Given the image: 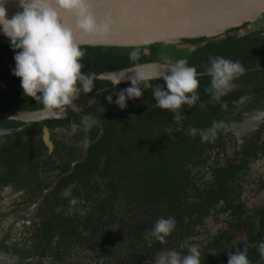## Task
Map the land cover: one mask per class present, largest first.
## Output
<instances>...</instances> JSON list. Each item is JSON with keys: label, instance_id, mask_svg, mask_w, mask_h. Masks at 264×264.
<instances>
[{"label": "flooded vegetation", "instance_id": "flooded-vegetation-1", "mask_svg": "<svg viewBox=\"0 0 264 264\" xmlns=\"http://www.w3.org/2000/svg\"><path fill=\"white\" fill-rule=\"evenodd\" d=\"M217 42H220V45H215ZM189 45H194L195 51L186 49V56H180L183 50L178 49V55L175 54L170 59L184 58L190 66L202 71L209 56H223L239 61L246 69L244 75L247 79L235 80V86L222 98L228 108L218 121H223L225 127L218 131L215 140L201 142L198 135L194 137V143L198 145L191 153L186 181L184 183L185 177L181 175L182 182L177 184L174 202L168 204L164 201L149 202L141 199L140 189L131 186L129 197L126 198L123 192L126 184L110 171L98 175L97 173L103 172L101 167L90 170L91 174L93 173L90 180L89 174H84L86 185H82L83 180L79 184H64L62 179L70 176L77 165L88 160V144L104 140L105 135L107 141L108 133L124 127L126 122L132 124L133 120L138 119L137 129L145 133L152 129L156 133H164L173 130V125H195L197 118L194 117L200 115L199 105L196 104L191 109L186 105L182 106L181 111L185 118L173 121L171 113L154 106L151 88L145 89L146 99H137L138 102L136 99L127 100L123 110L115 105V95L113 103H107L104 97L110 94L109 92L130 86L129 83L121 82L113 89L110 85L113 77L109 75L133 67V63L122 57L125 55L119 51L100 49L97 53L83 47L85 55L81 61L82 71L85 74L95 73L97 78L93 91L88 94L81 93L73 101L75 110L69 107L63 114L45 110L39 102L25 97L20 89V81L9 75L0 76V131H4V135L0 136V143L10 140L17 154L11 159V169H14L12 172L8 171L10 168L0 167V220L5 212L7 215L3 224L22 226L20 235L24 236L28 249L36 250L42 255L36 263L54 264L48 259V255L53 256L56 245L60 242L61 227L51 229L52 226L49 228V225H64L66 232L67 226L71 225H77L79 229V237L71 236L69 258L62 264H74L78 254L82 264H155L161 251L176 250L183 255L186 248L182 245H198L195 239L206 222L210 218L216 219L218 215L225 216L224 226L212 236V241L206 248H199L201 264L206 257L211 258L221 250L216 237L222 233H230L231 229V245L252 248L256 244L254 239L258 234H261L264 241V230L261 227L262 220L264 223V206L248 214L241 200L244 185L249 180L251 164L264 161V135L255 137L257 130L264 124V87L256 89L254 86L256 81L264 79V24L255 28H235L211 39L191 40ZM152 53L154 52L150 50L148 56L140 55L138 63L151 62ZM207 85L208 77L200 76L197 89L200 96ZM204 103L213 106L208 96L205 97ZM41 111H45L47 119L32 121L27 116ZM85 116L90 121L87 128L81 123ZM235 119L240 121V128L233 132V125L230 124L231 120ZM73 124L77 125L75 132L72 131ZM196 128L201 129L198 126ZM26 131H35V134H22ZM233 133L236 136V146L241 149L235 156L228 153L232 146ZM44 134L49 145L45 142ZM242 134L246 135L241 142L239 137ZM21 140L26 141L28 146L35 147L29 152L28 158L24 156L27 155L24 152L26 147L23 148ZM38 148H41V155L34 158ZM48 160L51 162L50 168H43L41 164L44 165ZM28 166L29 170L35 173H27ZM235 166L243 168L240 172L234 170V175L239 177L237 181L231 182L229 195L233 201L230 208L225 206L222 199L212 203L211 197L216 191V186L211 187L212 183H217L219 173L230 172ZM22 174L27 175L22 177ZM259 183L261 188L264 187V179ZM176 214L180 216L176 218ZM198 215L201 220L195 222ZM168 216L175 218L176 227L163 244L157 241L159 245L152 250L146 246L144 234L157 218ZM43 225H47L49 230ZM80 225H94L99 229L91 234L81 231ZM8 231L7 229V233ZM1 239L6 241L4 237H0ZM9 240H12L15 246L16 239ZM23 246L25 250L24 243ZM81 254L87 256V263L83 262ZM254 264H260V259Z\"/></svg>", "mask_w": 264, "mask_h": 264}, {"label": "clouds", "instance_id": "clouds-1", "mask_svg": "<svg viewBox=\"0 0 264 264\" xmlns=\"http://www.w3.org/2000/svg\"><path fill=\"white\" fill-rule=\"evenodd\" d=\"M5 2L0 0V34L8 39L14 52L11 75L19 79L23 95L57 114H63L69 107L75 110L73 101L81 93H91L97 78L95 73L82 71L81 61L85 55L82 49L86 45L99 44L110 35L114 27L111 13L98 18L93 0H17L20 11L8 18ZM139 57L138 50L131 51L129 60L133 67L110 80L115 89L127 76L130 86L109 92L104 100L111 104L115 95V105L123 110L127 100L139 99L145 89L151 88L154 106L171 113L173 121L185 118L182 106L191 109L200 101L197 92L200 76L208 77V85L203 91L209 102L219 103L221 110H227L228 105L222 98L235 86L234 81L246 72L239 61L219 55L209 56L202 71L190 66L184 58L173 60L161 55V70L156 75H148L138 71L141 67ZM129 72L133 75H126ZM157 79L162 80L163 85L150 83ZM199 107L203 109L205 103L200 102ZM81 123L87 128L89 118L83 117ZM224 127L223 121L213 120L207 128L189 127L187 134L198 135L201 142H210ZM76 130L77 125L73 124L72 131ZM175 227L173 216L157 218L144 234L146 246L151 247L153 241L163 244ZM182 247L186 248L183 255L176 250L161 251L155 264H201L198 245ZM257 250L264 259V241L257 244ZM227 264H250L247 250L229 253Z\"/></svg>", "mask_w": 264, "mask_h": 264}, {"label": "trees", "instance_id": "trees-1", "mask_svg": "<svg viewBox=\"0 0 264 264\" xmlns=\"http://www.w3.org/2000/svg\"><path fill=\"white\" fill-rule=\"evenodd\" d=\"M190 42L191 40H187L184 43L186 44V46H188ZM222 42L225 44L224 41ZM215 45H220V42H217ZM100 49L105 51H113V49L87 47V50H94L97 53H99L98 51ZM194 49L195 48L192 47L190 48V51H195ZM177 50L178 49H176L175 51ZM151 51L154 53H152V59H150V61H155V57L159 55V51H157L156 47H152ZM178 52L179 50L177 51V55ZM13 55L14 52L10 48L9 41L0 39V76L9 75L19 82L18 78L11 75V70L14 67ZM122 57H126L127 59H129V56L127 55ZM238 79L246 80L247 76L242 75ZM150 83L161 84L163 83V81L153 80L150 81ZM254 86L256 89L257 87H264V79H259L258 81H256ZM144 93L145 91L142 92V95L139 99H146ZM205 97L207 98V95L205 93H201L200 101L197 102V105H199L200 102H204ZM138 100L136 99V102H138ZM231 106H233V103H231ZM224 112L225 110L222 111L218 103H213V106H209L206 104L205 107L200 110L199 116H192L194 118H197L195 121V125L188 124L185 125L186 127H177L173 125V130L164 133H156L153 129L150 130V132L145 133L144 131L137 129L139 125L138 119L133 120L132 124L129 123L130 125L126 122L125 126L122 124V126L124 127L119 128L115 132H112L113 134L108 133L107 141L105 135L104 140L101 139L99 142H96L94 144H88L87 146H90L88 160L84 164L77 165L74 168L73 173L70 176L63 178L62 180L64 184H79V182H81L82 180L84 181V174H89L88 179L90 180V175L93 174H91L90 170L95 169L97 167H101V170L103 172L97 173L98 175H102L104 171H110L116 176V178H119L124 184H126V187L123 191L126 198L129 197L131 186L133 188L135 187L136 189H140L142 193V195L140 196L141 199H146L149 202L164 201L167 204L172 203L174 202V199L177 195V184H180L182 182L181 175H183V178L185 177L184 183L186 181V177L188 175V162L190 161L189 159L191 158V153L194 152L195 147H197L198 145L194 143L195 138L187 134V129L191 126L195 128L198 126L201 129L207 128L211 125V122L213 120L218 121L223 116ZM35 131H26L22 134L34 135ZM21 144L23 148L26 147L24 149V152L27 155L24 156L28 158V154H30L29 152L31 150H34L35 147L28 146L27 142L23 140H21ZM40 149L41 148L35 150L34 158H37L41 155ZM37 151L38 153H36ZM24 152H22V157ZM14 155L17 156L16 152L13 150V146L10 140L0 143V167H5L6 169L10 168V170L8 171L12 172L14 169H11V167L13 166L11 159ZM49 164H51L50 160H48L47 163H44V165L43 163L41 165L43 168L44 166L45 168H50ZM242 168L241 166H235L231 168L230 172L219 173L217 175V183H215L214 181V183H212L211 185V187L216 186V191H214L215 195L213 194V197H211L212 203L216 202L215 200L217 199H222L224 200L225 206H228V208H230L229 206L233 201V198L230 196L231 186L232 183L234 181H237L239 177H236L234 175V170H238L240 172ZM245 168L246 166L244 163V169ZM27 170V173H35L33 172V170H29V166ZM26 175L27 174H22V177H25ZM230 183L231 185L229 187ZM82 185H86V182L84 181ZM211 187H209V189ZM210 190L211 192L213 191L212 189ZM234 197L236 198L235 195ZM201 212H203L202 209ZM175 216L176 218H178L180 214H176ZM200 220L201 217L200 215H198L195 219V222H198ZM261 223L262 230H264L263 220L261 221ZM43 226L47 227V225ZM50 227L51 229H53L54 227L61 228L59 232L60 242L56 245L53 256L48 255V259L54 264H62L63 262L66 263L69 258L68 249L71 243V236L73 235L74 238L79 237V229L77 228V225H71L67 226L68 232H66L64 225H49V228ZM80 228L81 231H88L91 234L98 232L99 229L97 228V226L94 225H83L82 227L80 225ZM231 237H233L232 229L230 233H222L220 236H217L216 241L217 244H219L218 246L221 248V250H218L217 253L211 258L206 257L204 261H202V263L227 264V257L229 253L235 252L236 250L246 249L247 258L250 264H254L258 259H260V264H264V259L260 257L259 252L257 250V244L259 242H262L261 234H258V236L254 239L256 240V244L252 248H250L249 246L244 247L242 245H231ZM156 245H159L157 241L152 242V250H154L153 248L157 247ZM143 249L145 250L146 248Z\"/></svg>", "mask_w": 264, "mask_h": 264}, {"label": "water", "instance_id": "water-1", "mask_svg": "<svg viewBox=\"0 0 264 264\" xmlns=\"http://www.w3.org/2000/svg\"><path fill=\"white\" fill-rule=\"evenodd\" d=\"M4 7L8 18L20 11L17 0H6ZM93 7L98 18L105 13L115 15L114 27L103 42L84 47L123 51L122 55L127 56L133 50L148 56L150 48L156 47L159 51L156 60L140 64L138 69L148 75L161 70V55L171 58L177 54L176 49L184 46L180 56H186V49L195 47H187L184 43L187 40L211 39L235 28L264 24V0H93ZM0 39L8 40L2 34ZM128 69L109 76L123 75ZM122 83H128L127 76ZM27 116L32 121L48 117L45 111ZM1 135L4 131H0Z\"/></svg>", "mask_w": 264, "mask_h": 264}, {"label": "rangeland", "instance_id": "rangeland-1", "mask_svg": "<svg viewBox=\"0 0 264 264\" xmlns=\"http://www.w3.org/2000/svg\"><path fill=\"white\" fill-rule=\"evenodd\" d=\"M183 47H180L178 49H185ZM231 123L232 124L230 125H233L232 130L233 132H235L236 128H238L240 121H236L235 119L231 120ZM245 135L246 134H242V136L239 137L241 142L243 138H245ZM261 135H264V124L257 130L255 137L259 138V136ZM232 136V146L231 148H229L228 153H231L232 156H235L241 149L239 150L236 146V136L234 133ZM243 150L245 149L243 148ZM249 173V180H247V183H245L244 185V191L242 193L241 200L245 206L246 212L248 214H251L254 209L264 206V187L261 188V185L259 183L264 179V161L260 160L252 163L249 168ZM6 215L7 214L4 212V217L2 218L1 216L0 220V237H4L6 240H0V264H38L36 262L40 261L42 255L36 250L28 249V245L26 246L27 243H25L24 241V236L20 235V233L22 232L21 225H5V223L3 224V219H5ZM225 219L226 218L224 215H218L216 219L210 218L206 222L205 226L203 227V230L195 239L200 249L206 248V246L212 241V236L224 226L223 222L225 221ZM7 229L9 230L8 233ZM9 239H16L15 246L13 245L14 242ZM23 243L26 247L25 250H23ZM81 257L84 263L88 262L86 255L81 254ZM74 264H82V261H80V254L76 256Z\"/></svg>", "mask_w": 264, "mask_h": 264}, {"label": "snow or ice", "instance_id": "snow-or-ice-1", "mask_svg": "<svg viewBox=\"0 0 264 264\" xmlns=\"http://www.w3.org/2000/svg\"><path fill=\"white\" fill-rule=\"evenodd\" d=\"M115 17H116V16L114 15V16H113V20H114Z\"/></svg>", "mask_w": 264, "mask_h": 264}]
</instances>
